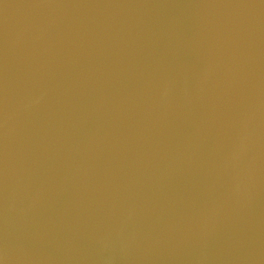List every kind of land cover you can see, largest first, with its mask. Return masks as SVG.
Segmentation results:
<instances>
[{"label": "water", "instance_id": "95a60500", "mask_svg": "<svg viewBox=\"0 0 264 264\" xmlns=\"http://www.w3.org/2000/svg\"><path fill=\"white\" fill-rule=\"evenodd\" d=\"M0 264H264V0H0Z\"/></svg>", "mask_w": 264, "mask_h": 264}]
</instances>
